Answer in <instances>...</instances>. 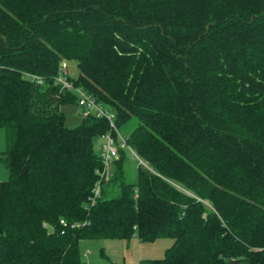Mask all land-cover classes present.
<instances>
[{"label": "trees", "instance_id": "trees-1", "mask_svg": "<svg viewBox=\"0 0 264 264\" xmlns=\"http://www.w3.org/2000/svg\"><path fill=\"white\" fill-rule=\"evenodd\" d=\"M69 60L147 163L128 182L120 148L94 205L111 127L66 124ZM0 129V264H95L83 240L133 235L173 240L140 264H264V0H0Z\"/></svg>", "mask_w": 264, "mask_h": 264}, {"label": "rangeland", "instance_id": "rangeland-1", "mask_svg": "<svg viewBox=\"0 0 264 264\" xmlns=\"http://www.w3.org/2000/svg\"><path fill=\"white\" fill-rule=\"evenodd\" d=\"M67 64V72L76 77L78 75L77 62L75 60L63 61L61 65ZM67 115L66 124L69 127H75L81 122V108L68 105L63 108ZM102 137L95 139L96 152L101 151L104 143ZM6 148L5 130L0 129V157ZM125 156L124 169L127 171L128 182L136 180L137 167L140 160L135 157L130 148H123ZM147 164V163H146ZM9 170L3 162H0V180L9 178ZM171 238H160L153 242H141L136 235L128 241L124 239H93L83 240L81 250L83 258L95 264H137L146 259H159L164 257L165 251L172 245ZM105 250L108 258L102 255Z\"/></svg>", "mask_w": 264, "mask_h": 264}, {"label": "built area", "instance_id": "built-area-1", "mask_svg": "<svg viewBox=\"0 0 264 264\" xmlns=\"http://www.w3.org/2000/svg\"><path fill=\"white\" fill-rule=\"evenodd\" d=\"M32 79H36L38 82L42 83V79L38 76L33 75ZM55 81V83L61 87V90L74 91L77 94L78 105L82 109L83 117H88L91 114H96L100 117L107 118L110 122V131L102 136L105 141L101 147V158L104 166L103 169L97 170L99 179L97 180L92 191L93 194L90 197L91 205H94L101 196L103 185L111 179L114 161L120 158V148H130L135 157L140 160V164L146 166L147 164L137 154L135 149L127 144L125 137L119 132L116 125V115L98 104L96 99L88 94L85 90H83L82 88H77L74 83L68 78L66 63L61 66V72L55 78ZM114 132L117 133V138L114 136ZM62 223H65L64 220H62Z\"/></svg>", "mask_w": 264, "mask_h": 264}, {"label": "crops", "instance_id": "crops-1", "mask_svg": "<svg viewBox=\"0 0 264 264\" xmlns=\"http://www.w3.org/2000/svg\"><path fill=\"white\" fill-rule=\"evenodd\" d=\"M138 264V263H137Z\"/></svg>", "mask_w": 264, "mask_h": 264}]
</instances>
